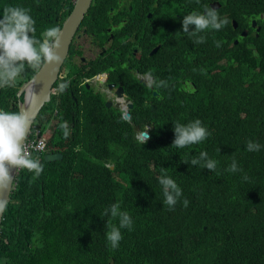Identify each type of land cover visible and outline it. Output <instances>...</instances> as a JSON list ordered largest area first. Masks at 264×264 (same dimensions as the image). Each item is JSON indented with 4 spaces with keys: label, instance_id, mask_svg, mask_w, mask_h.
Returning a JSON list of instances; mask_svg holds the SVG:
<instances>
[{
    "label": "trees",
    "instance_id": "trees-1",
    "mask_svg": "<svg viewBox=\"0 0 264 264\" xmlns=\"http://www.w3.org/2000/svg\"><path fill=\"white\" fill-rule=\"evenodd\" d=\"M136 1H129L133 9ZM175 1L186 2L189 14L203 13L214 0ZM219 1L216 11L229 23L199 33L204 43L182 32L183 19L169 25L170 42H162L153 70L166 86L153 88L152 104L138 99L129 120L98 102L75 106L69 87L53 92L34 123L50 128L47 151L31 153L43 172L33 180L19 170L1 225L0 264H264V0ZM58 2L0 0V18L5 6L29 9L42 39L44 30L63 21L53 10ZM74 2L67 0L65 14ZM116 4L94 0L88 29L99 24L102 6L107 12ZM244 29L247 36H241ZM35 73L27 69L15 88L0 89V110L19 111L18 86ZM196 119L210 135L182 149L171 146L174 123ZM62 121L69 124L67 139L58 127ZM145 128L150 139L142 145L137 135ZM249 141L260 151H247ZM201 151L217 161L215 171L182 161ZM47 152L63 158L47 161ZM233 160L240 169L235 173L227 171ZM163 174L183 193L172 210L163 204ZM113 203L133 220L131 231L121 229L116 249L106 233L118 219L101 217Z\"/></svg>",
    "mask_w": 264,
    "mask_h": 264
},
{
    "label": "clouds",
    "instance_id": "clouds-1",
    "mask_svg": "<svg viewBox=\"0 0 264 264\" xmlns=\"http://www.w3.org/2000/svg\"><path fill=\"white\" fill-rule=\"evenodd\" d=\"M29 13V9L21 6H5L3 8L2 18H0V89L15 88L18 79L27 69L38 72L45 66L54 67L63 62L64 57L60 52L62 47L60 26L48 27L41 33L42 39H38L35 36V20ZM262 17L264 18V15ZM228 23L229 20L226 17H219L215 8L206 7L203 13L192 11L183 17L182 32L189 37H196L194 43L201 44L205 42V38L199 36V33L205 30H220ZM190 25L195 26L191 31L189 30ZM258 26L261 27L257 20V26L254 27L252 25L257 35L259 34V31H257ZM244 30L247 31V29ZM241 36H243L242 32ZM219 46V43H217V47ZM60 71L61 68L58 76L60 75ZM57 80L58 77L53 83V92L63 94L69 87L70 80L62 77L61 82L54 88ZM145 83L148 87L156 89L166 86L165 81H157L151 75L148 76ZM21 84L18 86V89ZM21 97L19 99H23V96ZM37 98L38 96L32 91L30 95L24 96L23 104L31 107V103ZM32 123L33 117L26 110H0V194L5 191L10 192L11 190L13 182L12 169L16 171L26 169L33 174V180L38 178L43 172L42 163L38 158H33L31 152L25 145V140ZM34 127L35 125L33 124L32 130ZM58 127L62 132L63 138L67 139L70 136V128L67 121H62ZM32 130L29 134H31ZM47 130L45 129L44 131ZM174 133L175 138L171 146L181 149L190 145L199 144L210 135L208 130L202 126L199 119L187 124L174 123ZM137 139L142 145L145 144L150 139L148 129L145 128L138 131ZM43 148L44 145L41 144L38 150L42 151ZM260 148L261 145L256 142L249 141L246 144V150L249 152L260 151ZM182 161L188 164L190 163L193 166L200 165L211 171H215L217 168V161L209 159L206 151H201L198 156L193 157L190 161ZM227 171L231 173L240 171L235 160L232 161ZM244 179L247 180V176ZM158 182L163 189V204L167 205L169 210H172L178 199L182 196V190L175 180L167 174L161 175ZM7 203V198L0 196V213L6 209ZM183 203L187 207L189 202L185 199ZM109 215L113 220L118 219V226L115 224L111 225L110 230L106 233L107 242L113 249H116L122 240L121 229L127 228L131 231L133 220L128 212L120 210L118 203H113L110 207L106 208L101 214V217Z\"/></svg>",
    "mask_w": 264,
    "mask_h": 264
},
{
    "label": "flooded vegetation",
    "instance_id": "flooded-vegetation-1",
    "mask_svg": "<svg viewBox=\"0 0 264 264\" xmlns=\"http://www.w3.org/2000/svg\"><path fill=\"white\" fill-rule=\"evenodd\" d=\"M129 1L117 0L116 6H110L107 12L102 6L103 12L96 17L99 24L89 30L86 18L93 0L76 29L68 54L60 67L59 81L54 84L56 88L62 77L73 81L68 90L75 106L80 105V100H87L91 107L98 102L97 106H105L122 116L124 109L132 115L138 99L152 104L153 95L158 94L146 85L145 80L149 75L156 79L153 72L155 57L164 47L162 42L165 41L167 45L170 42L172 31L169 25L180 23L187 14L184 8L186 2L137 0L133 9ZM75 3L68 14H65L69 4L67 0H59L53 6V10L63 20L60 28L73 11ZM213 3L221 7L219 0L210 2L211 8H214ZM138 28H141L140 32ZM158 37L162 41H158ZM164 51L167 53L166 49ZM66 101H69L68 94ZM129 103H132L131 108Z\"/></svg>",
    "mask_w": 264,
    "mask_h": 264
},
{
    "label": "water",
    "instance_id": "water-1",
    "mask_svg": "<svg viewBox=\"0 0 264 264\" xmlns=\"http://www.w3.org/2000/svg\"><path fill=\"white\" fill-rule=\"evenodd\" d=\"M75 7L71 14L67 17V19L64 21V24L61 28V55L64 57L63 62L68 54L70 43L72 41L73 35L78 28L79 24L81 23L82 19L84 18L85 14L89 10L90 5L92 4L93 0H76L75 1ZM212 6L214 8H219L220 3L217 4L213 3ZM234 27H238V22L236 20L233 21ZM252 25L254 27L257 26V20L254 19L252 22ZM261 27H257V31H260ZM242 35L246 36L247 31L243 30ZM235 43H238V40H235ZM63 62L56 66H45L42 69H40L38 72H36L30 79L26 80L21 84V86L18 89V96H23V99H19V111L20 110H26L28 111L32 117H33V123L29 130H32L33 124L35 123L36 118L38 117L39 113L41 112L44 105L51 101L52 98V86L55 80L58 77V73L60 70V66L63 64ZM23 90V91H21ZM33 91L34 94L38 96L36 100H34L31 103V107H29L26 104H23L24 96L30 95ZM107 105H110V102L107 103ZM129 108L132 107V103H129ZM123 117L124 119L128 120L131 117L130 112L127 109L123 110ZM28 133V135H29ZM27 135V136H28ZM148 135L150 136V133L148 132ZM63 158V154L61 152H47L45 154V159L47 161H55V160H61ZM112 169L114 168V165L110 166ZM19 173V170L16 171L15 169H12V175H13V182L11 186V190L5 191L0 196L3 198H7L8 202L10 200V196L12 194L13 188L15 186V181L17 178V175ZM8 204V203H7ZM6 210V209H5ZM5 210L0 213V231H1V225L4 219V213Z\"/></svg>",
    "mask_w": 264,
    "mask_h": 264
},
{
    "label": "built area",
    "instance_id": "built-area-1",
    "mask_svg": "<svg viewBox=\"0 0 264 264\" xmlns=\"http://www.w3.org/2000/svg\"><path fill=\"white\" fill-rule=\"evenodd\" d=\"M55 92V91H54ZM31 134H33V137L31 136ZM31 134H29L25 140V145L28 148V150L32 153L34 151H41L38 150L39 146L41 144L44 145V148L42 151H46L47 150V136H46V131L42 130L39 127H35L34 132ZM41 151V152H42Z\"/></svg>",
    "mask_w": 264,
    "mask_h": 264
},
{
    "label": "rangeland",
    "instance_id": "rangeland-1",
    "mask_svg": "<svg viewBox=\"0 0 264 264\" xmlns=\"http://www.w3.org/2000/svg\"><path fill=\"white\" fill-rule=\"evenodd\" d=\"M48 132H50V128L46 131V136L48 137Z\"/></svg>",
    "mask_w": 264,
    "mask_h": 264
}]
</instances>
